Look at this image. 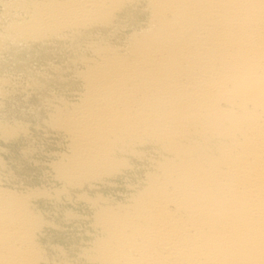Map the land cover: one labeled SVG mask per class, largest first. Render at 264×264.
Listing matches in <instances>:
<instances>
[{"label": "clouds", "instance_id": "clouds-1", "mask_svg": "<svg viewBox=\"0 0 264 264\" xmlns=\"http://www.w3.org/2000/svg\"><path fill=\"white\" fill-rule=\"evenodd\" d=\"M126 2L0 0V139L27 135L25 121L8 118L6 102L47 77L52 61L35 56L60 50L83 58L87 30ZM228 11L236 40L193 67L182 107L112 129L114 144L145 135L169 139L177 124L191 126L203 145L197 163H158L143 190L114 211L95 212L66 246L49 251L40 242L44 220L33 209L35 191L0 159V264H264V0H233ZM86 99L71 107L47 101L50 120L67 138L52 165L63 182L57 198L107 163L110 148L84 122ZM219 159L230 162L228 174H220ZM159 170L175 178L171 189ZM167 195L187 218H163L159 202Z\"/></svg>", "mask_w": 264, "mask_h": 264}, {"label": "bare ground", "instance_id": "bare-ground-1", "mask_svg": "<svg viewBox=\"0 0 264 264\" xmlns=\"http://www.w3.org/2000/svg\"><path fill=\"white\" fill-rule=\"evenodd\" d=\"M232 2L127 0L110 20L87 30L82 41L90 47L83 58L70 57L63 52L60 67L54 66L56 75L47 81L51 88L40 100L45 112L42 125L61 138L54 161L66 150L67 138L64 129L50 120L48 100L71 107L80 105L87 96L82 106L84 122L110 151L104 166L58 198L56 190L63 183L59 179H56L59 187H30L36 193L33 209L44 220L40 242L49 251L66 245L48 236L50 229L61 228V223L47 217L44 209L47 202L62 203L63 223L87 225L95 212L103 215L114 211L125 204L132 193L143 190L149 175L158 172V163L167 162L177 169L197 163L203 145L191 126L177 124L169 139L145 135L114 144L112 129L163 117L182 107L193 67L217 57L236 40L235 20L228 11ZM72 59L76 60L75 65ZM1 151L0 147V159L7 165ZM211 155L219 157L215 150ZM53 162L50 165L55 177ZM218 167L221 175L230 172L229 161L219 159ZM159 171L161 182L171 189L175 178ZM159 203L163 218H187V210L172 195L165 196ZM80 204L85 207L79 209Z\"/></svg>", "mask_w": 264, "mask_h": 264}, {"label": "rangeland", "instance_id": "rangeland-1", "mask_svg": "<svg viewBox=\"0 0 264 264\" xmlns=\"http://www.w3.org/2000/svg\"><path fill=\"white\" fill-rule=\"evenodd\" d=\"M58 51L59 50H55L52 52L41 51L39 55L35 56V59L39 63L46 64L47 61L50 60L52 61L53 65V68L47 67L46 69L48 70L47 74H49V77L47 75V77L43 78V80L41 78L40 85L42 86H39V88L37 87L34 89H30L28 93L17 94L6 102V112L8 113V118L10 120L11 118L23 120L27 123L28 127L26 136H8L0 139V147L2 148L1 155L4 157L7 166L12 169L13 172L18 173V176L23 177L25 184L29 187L48 189L50 187L54 188L60 186L59 182L53 176V170L50 164L56 158L54 152L56 153L60 149L59 147H61V138L54 133L48 132L42 125L43 118L45 117V112L43 106H41V101L48 93H45V91L51 88L49 82L47 81L48 79L50 81V78H53L56 75V71H54L56 70V68L54 66L58 65L59 63L61 65L64 57L63 52L59 51V53ZM54 55H56L57 57H55ZM43 85L45 86L43 87ZM47 85L48 87H46ZM32 106L36 108V111ZM81 206L83 207L84 205L80 204L79 209H82ZM44 209L47 210V217L49 219L54 218L56 221L61 223V228H52L48 233V236L53 237V239H58L61 244L64 243L66 245L69 241V238L72 237V235H75V233L78 231V226L85 225H82V223H73L72 225L63 223L62 203H58L56 205L55 203L47 202L46 204H44Z\"/></svg>", "mask_w": 264, "mask_h": 264}]
</instances>
